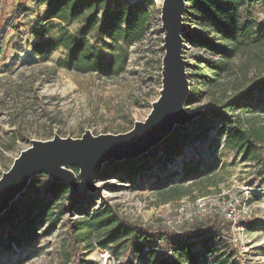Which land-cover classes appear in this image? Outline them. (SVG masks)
Masks as SVG:
<instances>
[{
    "label": "trees",
    "instance_id": "trees-1",
    "mask_svg": "<svg viewBox=\"0 0 264 264\" xmlns=\"http://www.w3.org/2000/svg\"><path fill=\"white\" fill-rule=\"evenodd\" d=\"M33 1L43 2L48 8L46 16L29 30L33 53L45 58L63 50L65 54L57 60V66L78 73L117 76L126 62L123 45L141 41L151 28L150 12L142 2L123 5L116 0ZM259 1L186 0L183 21L188 29L182 37L196 52L191 66L194 82L185 108L206 99L204 111L196 119L175 126L158 146L137 159L107 161L97 180H106L113 174L122 180L135 179L148 164L157 166L182 159L185 147L206 136L215 125L221 128L228 148L251 163L256 162L259 169L264 166V24L242 15ZM73 22L78 26L70 32L68 26ZM52 30L56 33L51 34ZM96 33L109 39L114 51L110 59L97 46L98 42L88 40L89 34ZM195 126L202 127L199 136L192 133ZM72 170L78 173L76 168ZM38 176L0 214V255L22 251L51 234L62 216H71L79 205V192L74 194L71 187L49 177L41 182L35 179ZM187 192L170 186L160 193L163 200H170ZM78 210L79 219L67 220L74 252L71 264H82L79 244L89 251L95 246L109 249L116 258L119 250L128 246L139 264H154L155 259V264H232L237 253L222 238L227 230L217 218L195 219L190 228L180 233L163 231L169 246L168 251L161 252L157 245L148 242L152 230L127 221L115 205L105 202Z\"/></svg>",
    "mask_w": 264,
    "mask_h": 264
},
{
    "label": "rangeland",
    "instance_id": "rangeland-1",
    "mask_svg": "<svg viewBox=\"0 0 264 264\" xmlns=\"http://www.w3.org/2000/svg\"><path fill=\"white\" fill-rule=\"evenodd\" d=\"M116 1L123 5L135 1L144 3L151 15V28L141 41L123 45L126 62L120 74L111 78L58 67L57 60L65 54L63 50L45 58L33 53L29 30L46 16L45 3L33 2L25 16L15 13L11 17H2L0 14V177L34 140L47 141L56 135L78 139L86 132L91 136L122 134L130 131L136 122L144 121L150 113L162 87V0ZM242 15L264 24V0L245 9ZM77 26L78 23L73 22L68 29L75 32ZM88 40L98 42L97 46L106 58H111L114 51L106 36L89 34ZM195 52L194 47L183 42L189 92L194 82L191 66ZM205 104L206 99H202L187 110H200ZM201 128L193 127L192 133L199 136ZM220 131L221 128L215 125L206 136H200L195 144L185 147L182 159L160 162L157 166L148 164L135 179L122 180L113 174L106 180L94 181L97 189L93 191H88L82 180L78 181L79 205L71 216L65 213L51 234L24 250L2 253L0 264H71L74 252L67 220L81 217L78 208L96 207L105 202L115 205L130 223L151 229L148 242L168 251L169 243L164 240L163 231L180 233L191 227L189 221L172 230L164 222L163 217H172L182 201L191 203L197 197L236 187L246 180L264 179V166L259 169L256 162L251 163L252 160L244 159L228 148ZM192 167L194 170L190 171ZM47 178L40 174L35 179L43 182ZM170 186L188 192L180 198L163 200L160 192ZM251 201L255 221L242 233V244L234 246L237 253L232 264H264V195H252ZM78 248L82 264L98 263L100 253L105 249L95 246L89 251L83 244ZM117 256L119 264H139L128 246L120 249Z\"/></svg>",
    "mask_w": 264,
    "mask_h": 264
},
{
    "label": "water",
    "instance_id": "water-1",
    "mask_svg": "<svg viewBox=\"0 0 264 264\" xmlns=\"http://www.w3.org/2000/svg\"><path fill=\"white\" fill-rule=\"evenodd\" d=\"M186 0H162L161 29L164 33V55L161 62L160 95L153 102L146 119L117 135L81 138L54 136L47 141L34 140L13 161L0 177V214L26 189L31 179L44 174L50 180L63 182L77 194L78 179L88 191L96 188L94 181L109 161L135 160L158 146L174 129L199 117L204 109L188 111L185 101L189 93L182 35L188 27L183 21ZM76 168V174L72 169Z\"/></svg>",
    "mask_w": 264,
    "mask_h": 264
},
{
    "label": "built area",
    "instance_id": "built-area-1",
    "mask_svg": "<svg viewBox=\"0 0 264 264\" xmlns=\"http://www.w3.org/2000/svg\"><path fill=\"white\" fill-rule=\"evenodd\" d=\"M257 194L264 195L263 178L243 181L236 187L197 197L191 203L182 201L181 205L175 209L172 217L165 216L163 219L168 228L174 230L184 222L217 218L223 221L221 224L226 226L227 231L222 234L224 241L229 245L239 247L242 244V233H245L246 226L255 221L251 207V196ZM157 251L164 252L160 248H157ZM116 259L111 250L104 249L100 253L99 262L94 264H119Z\"/></svg>",
    "mask_w": 264,
    "mask_h": 264
},
{
    "label": "crops",
    "instance_id": "crops-1",
    "mask_svg": "<svg viewBox=\"0 0 264 264\" xmlns=\"http://www.w3.org/2000/svg\"><path fill=\"white\" fill-rule=\"evenodd\" d=\"M33 2V0H0V14H2V17H11L15 13L25 16L28 12V7Z\"/></svg>",
    "mask_w": 264,
    "mask_h": 264
}]
</instances>
